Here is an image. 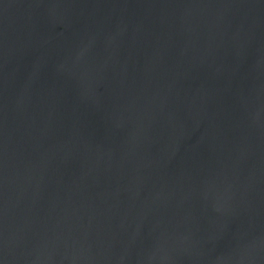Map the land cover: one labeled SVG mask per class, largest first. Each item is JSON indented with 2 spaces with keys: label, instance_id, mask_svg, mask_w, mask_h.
Instances as JSON below:
<instances>
[{
  "label": "water",
  "instance_id": "95a60500",
  "mask_svg": "<svg viewBox=\"0 0 264 264\" xmlns=\"http://www.w3.org/2000/svg\"><path fill=\"white\" fill-rule=\"evenodd\" d=\"M0 264H264V0H0Z\"/></svg>",
  "mask_w": 264,
  "mask_h": 264
}]
</instances>
